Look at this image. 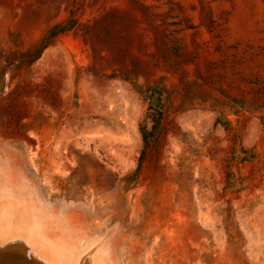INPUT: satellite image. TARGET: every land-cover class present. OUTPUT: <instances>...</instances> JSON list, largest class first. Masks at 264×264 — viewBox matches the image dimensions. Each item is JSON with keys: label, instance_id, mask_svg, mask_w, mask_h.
Here are the masks:
<instances>
[{"label": "rangeland", "instance_id": "374dc122", "mask_svg": "<svg viewBox=\"0 0 264 264\" xmlns=\"http://www.w3.org/2000/svg\"><path fill=\"white\" fill-rule=\"evenodd\" d=\"M0 264H264V0H0Z\"/></svg>", "mask_w": 264, "mask_h": 264}, {"label": "trees", "instance_id": "16d2710c", "mask_svg": "<svg viewBox=\"0 0 264 264\" xmlns=\"http://www.w3.org/2000/svg\"><path fill=\"white\" fill-rule=\"evenodd\" d=\"M149 111L150 113L148 115V119H150L151 122L153 123V129L157 130L164 119L163 113L159 108H153V107H150ZM153 136H154V132H148V131L142 132V137L145 143H147L148 139Z\"/></svg>", "mask_w": 264, "mask_h": 264}]
</instances>
